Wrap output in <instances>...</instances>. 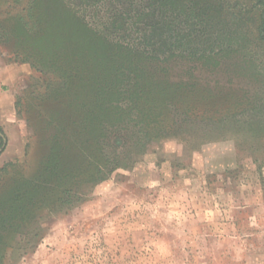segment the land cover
<instances>
[{
  "label": "rangeland",
  "instance_id": "1",
  "mask_svg": "<svg viewBox=\"0 0 264 264\" xmlns=\"http://www.w3.org/2000/svg\"><path fill=\"white\" fill-rule=\"evenodd\" d=\"M220 1L216 44L231 49L207 67L169 55L77 58L67 9L127 44L135 35L124 29L148 23L147 0H0V171L14 164L0 179V264H264L261 10L256 0ZM119 14L127 24L114 29ZM149 62L156 73L140 83L158 87L162 112L129 103ZM77 65L89 91L103 84L121 94L101 96L92 173L72 178L75 150L54 145L59 156L47 157L75 114L65 82L73 87L66 70ZM146 115L164 124L152 132ZM98 165L103 180H92Z\"/></svg>",
  "mask_w": 264,
  "mask_h": 264
},
{
  "label": "trees",
  "instance_id": "2",
  "mask_svg": "<svg viewBox=\"0 0 264 264\" xmlns=\"http://www.w3.org/2000/svg\"><path fill=\"white\" fill-rule=\"evenodd\" d=\"M146 4L150 10L147 13L144 12L143 16H147L146 20L148 23L143 28L138 29L136 33L129 29H124L127 35H135V41L133 43L126 42L127 44L119 40L110 39L105 33L96 30L85 19L79 17L72 8L67 9V18L70 22L73 21V27L69 28L68 32L77 41L75 43L77 47V58L82 62H84L83 60H89L90 62L92 60L103 64L107 60L109 62L115 60L117 55H114V53H118V56L121 55L123 57H142L146 61H158L160 58L159 55H169L170 57L193 58L195 62L199 61L203 65L210 67L215 66V61L218 62L220 53L231 49V45L221 47V45L216 44L218 38V34L216 33L217 20L226 6L222 1L147 0ZM256 4L261 10L258 38L264 43V0H256ZM234 16L237 17V15ZM123 18L124 14H119L118 18L112 20L111 23L115 27L114 29H116L120 19H122L120 22L123 26L127 24L126 19ZM215 35H217L216 39L214 37ZM148 65L149 67L144 65L142 69L138 70L140 73L135 72V83L132 85L131 94L128 97L129 103L132 105V109H141L142 111L145 108L152 111V109L156 110V108H161L160 112H162L165 110L167 102L162 101L156 105L157 101L154 98L156 97L158 87L153 88L140 83L142 82L141 80L146 81L148 79V74L151 75L153 72V75H155L156 73L157 69L155 67L149 73L148 69L152 66L150 62ZM92 70L96 69L94 68ZM66 72H69V78L74 81L71 84L73 86L72 88L69 87L70 84L68 81L65 82V91L70 92L68 96L73 95L76 97V100L74 99L72 102L75 114L67 117L66 124L62 125L59 134L54 135L55 144H50L49 147L52 153L47 159L50 161L56 158V156H59V153L55 151V146L57 145L61 146V152L69 151L71 148L75 150L78 156H75L76 161L73 168L76 174L72 176L73 178L76 175L81 177V173H92L90 169L92 167L91 159L93 155H91L90 150L92 148L94 152L99 151V145L96 144L92 134L101 131L100 124H102V118L100 112L108 99L104 97L118 95L120 98L121 93L116 92L112 88L109 90L108 86L111 85L105 86L103 84H96L89 91V78L84 76V68L79 65L66 70ZM161 90L163 91L164 89ZM102 95L104 97L101 98ZM160 118L156 119V116L152 117V115L145 116V120H148L149 124H153L154 126V128L152 127V132L164 124V120L162 117ZM94 122H98L99 124L95 126L93 125ZM0 131L2 133L0 135L1 150L6 144V136L1 127ZM146 134L149 135L151 133ZM101 150H104V146H101ZM103 157L106 161L108 160L105 155ZM13 166V163H9L2 168L0 171V179L2 178V172ZM45 166L47 169L48 164ZM102 166L98 165L97 171L93 175H89L92 180L96 176L97 180H103L104 168ZM72 191L69 188L63 191L62 194L71 195ZM17 199L19 202L20 197L18 196ZM61 200L63 201V197L58 199V201ZM16 225L19 226L20 224ZM1 244H4L3 241H0V246Z\"/></svg>",
  "mask_w": 264,
  "mask_h": 264
},
{
  "label": "water",
  "instance_id": "3",
  "mask_svg": "<svg viewBox=\"0 0 264 264\" xmlns=\"http://www.w3.org/2000/svg\"><path fill=\"white\" fill-rule=\"evenodd\" d=\"M0 135H2L1 131H0ZM6 144L3 146V148L0 150V154L3 152V150L5 149Z\"/></svg>",
  "mask_w": 264,
  "mask_h": 264
}]
</instances>
